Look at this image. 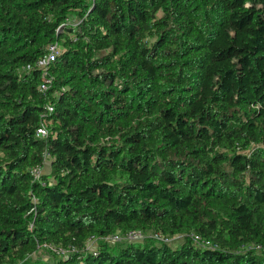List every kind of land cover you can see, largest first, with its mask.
Returning a JSON list of instances; mask_svg holds the SVG:
<instances>
[{"label": "trees", "instance_id": "1", "mask_svg": "<svg viewBox=\"0 0 264 264\" xmlns=\"http://www.w3.org/2000/svg\"><path fill=\"white\" fill-rule=\"evenodd\" d=\"M262 147L264 0H0V264H264Z\"/></svg>", "mask_w": 264, "mask_h": 264}, {"label": "built area", "instance_id": "2", "mask_svg": "<svg viewBox=\"0 0 264 264\" xmlns=\"http://www.w3.org/2000/svg\"><path fill=\"white\" fill-rule=\"evenodd\" d=\"M60 55H61V52H60L59 45L57 43L51 44L48 47L47 53L44 55V57L41 58L40 60H38L35 64L36 68L42 71V83H41L39 89H40V92H42L43 94H46L51 88V84L53 82V79L49 75V68L57 60V58ZM31 69H32L31 66L26 68V70H31ZM46 109H47V114L42 116V119H45V117L47 115L50 116L51 114H53L55 106L53 104H50V105H47ZM36 136L39 139H48L49 130L45 124H42L41 127L37 130ZM43 158H44L45 165L47 163H51V161H52V156L48 152H46L43 155ZM43 169H44V167H35L31 170V174L34 177L35 181H40V179L42 177V170ZM34 210H32V212ZM153 237H155L158 240L164 241L168 244L171 243L174 239V238H172V239L164 238L160 235H155ZM145 238H146V236L141 231L135 230V231H130V232L123 234V235H120V234L110 235V236L106 237L105 239H103V241L108 242L109 244H115V243H120L123 241L141 242ZM190 238L193 241V243L199 248H202V249H218L217 245H214L210 240L205 239L200 235L192 234V235H190ZM99 241L100 240L97 237H91L88 241V244H87V250L91 251V252L96 251V248L98 247ZM92 246L95 247L94 250H92L90 248ZM41 248L49 251L50 254H52V255L61 256V257H66L67 255L73 253V250L57 248L55 246H51V245H47V244L41 246L40 249Z\"/></svg>", "mask_w": 264, "mask_h": 264}, {"label": "rangeland", "instance_id": "3", "mask_svg": "<svg viewBox=\"0 0 264 264\" xmlns=\"http://www.w3.org/2000/svg\"><path fill=\"white\" fill-rule=\"evenodd\" d=\"M72 26L74 28H78L81 24V21L80 20H72ZM264 149V147H262ZM251 150H255L254 147L251 149ZM51 173V164L50 163H47L44 167V169L42 170V176H49ZM147 237V236H146ZM185 240V236H178V237H175L173 239V241L171 242V246L172 247H175L177 246L178 244L182 243L183 241ZM113 245V244H112ZM119 245H115L113 248H117ZM92 250L95 249V247H90ZM54 257L51 256L50 252L41 248L38 250V252L33 256L31 257V259H29L30 261L32 262H36V261H49V260H53ZM25 262H20L18 264H24Z\"/></svg>", "mask_w": 264, "mask_h": 264}]
</instances>
